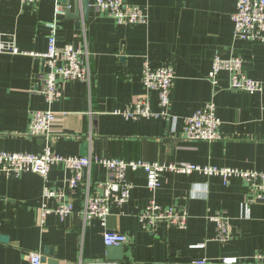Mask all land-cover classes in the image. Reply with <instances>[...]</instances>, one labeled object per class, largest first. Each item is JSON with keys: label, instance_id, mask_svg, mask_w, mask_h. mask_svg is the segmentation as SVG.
Segmentation results:
<instances>
[{"label": "crops", "instance_id": "crops-1", "mask_svg": "<svg viewBox=\"0 0 264 264\" xmlns=\"http://www.w3.org/2000/svg\"><path fill=\"white\" fill-rule=\"evenodd\" d=\"M94 3L90 0L89 19L80 29L73 18L57 19L58 48L72 44L86 49L91 80L60 81L63 96L49 103L40 94L46 72L40 55L48 49L56 0H0V43L16 44L21 51L0 55V152L39 155L51 145L59 155L83 157L87 142L85 157L96 159L264 172V91L251 95L232 90L226 71L219 73L216 86L210 78L216 57L240 58L244 73L264 86V43L235 36L236 0H125L127 7H139L147 15L145 24L136 25H118ZM71 7L74 13V1ZM146 63L174 68L169 114L176 125L172 119L127 120L115 114L145 97L160 112L158 93L143 84ZM209 102L222 120L220 138L185 139V118ZM47 110L56 114L50 141L29 134L34 114ZM74 175L62 164L50 167L48 182L33 172H0V264H30L31 253L43 258L48 250L59 264H223L226 258L257 264L254 256L264 250V197L240 177L225 182L197 172L164 173L161 187L153 192L144 171H129L130 200L113 205L103 222L87 220L83 209L87 198L101 194L99 182L108 179V170L94 163L82 172L77 190L70 186ZM46 187L64 192L75 212L61 220L54 213L57 200L44 197ZM153 199L185 210L187 228L167 222L156 229L144 226L140 214ZM215 216L231 223L227 242L218 239L211 221ZM107 231L129 238L125 260L107 259Z\"/></svg>", "mask_w": 264, "mask_h": 264}, {"label": "built area", "instance_id": "built-area-1", "mask_svg": "<svg viewBox=\"0 0 264 264\" xmlns=\"http://www.w3.org/2000/svg\"><path fill=\"white\" fill-rule=\"evenodd\" d=\"M22 1L29 4L38 2V0ZM236 2L237 9L232 17L235 36L241 40L264 43V0H236ZM56 4V20L48 24V49L45 54L40 55L45 61L46 69L40 94L49 103L62 98L63 92L59 85L60 81L89 83L92 75L89 62L85 58L88 55L86 49L75 48L72 44L65 45L62 50L58 48L57 30L59 23L57 19L65 16L66 11L60 0H56ZM94 6L97 10L111 16L118 25L145 24L147 21V15L141 8L127 7L125 0H95ZM19 53L21 51L16 44L0 43V55ZM222 71L229 72L232 90L243 91L251 95L263 93L264 86L260 82L250 79L244 73L243 61L240 58H232L229 61L222 60L220 57L215 58L210 73L213 86L217 85V77ZM174 80L173 66L162 64L153 67L146 63L143 71V84L148 91L158 93L160 112H154L150 99L145 97L136 100L124 109L117 110L115 114L127 120L141 118L172 119L173 124L176 125L178 120L169 114ZM55 121L56 114L51 110L36 112L30 123L29 134L50 141L51 130ZM221 125L222 120L217 115L215 103L209 102L193 116L185 118L183 136L185 139L194 142H213L220 138ZM94 163L105 167L109 176L107 180L99 182V186L102 188L101 194L86 199L83 214L87 220L99 218L104 222L111 215L113 205L121 207L130 200L133 186L127 180L129 171H144L147 176L148 188L153 192L161 187V178L164 173L190 175L197 172L209 177L220 176L225 182L231 177H240L264 197V172L259 171L201 166L190 163L160 164L144 161L71 157L57 154L51 145L47 146L44 152L39 155L0 152V172L16 176H20L24 172H33L48 182L50 167L54 164H62L75 172L74 177L70 180V186L74 190H77L82 182V172L90 169ZM44 197L57 200L58 205L54 213L61 220H65L75 212L73 203L66 199L64 192L54 191L46 187ZM47 212L51 213V211ZM140 220L144 226L151 229H156L160 223L167 222L185 230L188 223V213L176 207H164L153 199L141 212ZM211 221L216 224L219 241L227 242L232 235L231 223L221 216H215L211 218ZM103 239L107 247L125 246L129 243V238L126 235L110 231L104 233ZM203 246L200 245L197 248ZM254 259L257 264H264V250L257 252ZM29 262L30 264H43L42 257L37 253L29 255ZM207 263L205 260L198 262V264ZM238 263V258L223 260V264Z\"/></svg>", "mask_w": 264, "mask_h": 264}, {"label": "water", "instance_id": "water-1", "mask_svg": "<svg viewBox=\"0 0 264 264\" xmlns=\"http://www.w3.org/2000/svg\"><path fill=\"white\" fill-rule=\"evenodd\" d=\"M75 2V12H72V2ZM80 2L82 4V8L80 9ZM62 5L65 8L66 16L68 18L75 19L76 27L77 29L81 28V24L83 20H88L90 15V0H62ZM82 156L85 157L87 155V142L83 144L82 148ZM85 171V170H84ZM3 241L7 242L8 238H3ZM48 256H50L51 260H48ZM107 259L110 261H123L125 260V251L124 246H111L107 249ZM42 263H48V264H59V261L54 258V252L53 250H48L46 252L45 257L42 258Z\"/></svg>", "mask_w": 264, "mask_h": 264}]
</instances>
